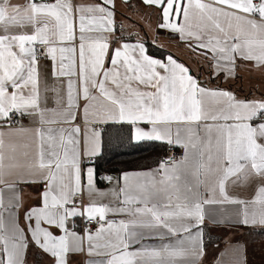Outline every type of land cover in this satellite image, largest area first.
Segmentation results:
<instances>
[{"label": "snow or ice", "instance_id": "snow-or-ice-1", "mask_svg": "<svg viewBox=\"0 0 264 264\" xmlns=\"http://www.w3.org/2000/svg\"><path fill=\"white\" fill-rule=\"evenodd\" d=\"M142 2L158 9L160 29L209 61L213 77H234L240 62L264 68V0ZM116 30L115 0H0V264H26L33 246L50 264L80 255L85 264H199L206 206L237 209L213 223L264 228V95L208 87L179 58L149 55L143 41L112 47ZM45 59L61 85L55 108ZM81 112L90 158L101 149L96 126L109 122L133 126L137 142L184 152L101 191L94 168L82 173ZM21 183L43 185L23 225ZM238 250L221 252L220 264H241Z\"/></svg>", "mask_w": 264, "mask_h": 264}, {"label": "crops", "instance_id": "crops-1", "mask_svg": "<svg viewBox=\"0 0 264 264\" xmlns=\"http://www.w3.org/2000/svg\"><path fill=\"white\" fill-rule=\"evenodd\" d=\"M134 0H115V14L118 13V10H124L127 7V4L132 6V2ZM142 1V0H141ZM24 0H12V3H23ZM74 5H91V4H98L101 2V0H72ZM118 21L121 22L122 20L116 19L115 16V22ZM169 33L172 35H165L163 39H159V42L164 43V45H161L162 47L170 50L174 57L179 58L180 62L185 63L186 65H190L188 62V58L194 57L197 59V62L199 63L200 69H204V74L206 76H209L213 72L212 67L209 64V61H207L200 52L193 51L188 47V44L185 41H182L180 36L177 33H174L170 30H168ZM113 38L115 39V43L112 44V47H118L120 43L122 42H136L141 40H126L122 38H117V32L115 31L112 34ZM159 44V43H157ZM160 45V44H159ZM156 58V57H154ZM42 71L46 74L47 77V85L49 88V92L47 93L48 96V107L49 108H55L56 104L55 101V92L52 91L53 89H59L61 87L60 82L56 80L52 76V65L51 62L48 60H42ZM191 66V65H190ZM210 67V68H209ZM191 69L198 73V70L191 67ZM212 71L210 73V71ZM201 78L203 76V72L199 73ZM224 76V75H223ZM245 76L251 78L249 81L250 83H247L245 81ZM236 82L237 84L234 87H238L241 85L244 90L248 91L251 89L252 91H257L256 93H252L249 97L236 95L234 91L228 89L226 86H221V89H226L231 92H233L238 98L240 99H258L262 95H264V68H258L255 67L251 63L246 62H240V66L236 70V75L234 77H229V81L226 82L225 79L221 80L222 84H233ZM207 86L211 88H218L216 85L207 82ZM83 102H81L82 104ZM25 125L29 127H34V125H28L27 120L24 121ZM109 123H121V122H109ZM108 123H101L98 124L97 130L101 132V149L102 150V128ZM75 125H79L81 129L80 133V152H81V169L82 173L86 174V170L88 167L94 168L93 164L91 163L93 157H88L84 154V141L83 136L85 132V121L81 114L78 115ZM63 127H69L74 125H60ZM173 146V145H172ZM179 148V150L184 152V149L180 146H173ZM95 157V156H94ZM158 167V166H157ZM156 167H153L151 169L147 170H140V171H150L152 169H155ZM95 169V168H94ZM128 172H137V171H128ZM123 174V173H122ZM122 174H106V176H112L114 178V181L110 183L109 181L105 180L103 183H98L97 175L95 172V184L97 189L101 191H110L114 187V182L116 178H119L122 176ZM43 190V185L40 183H21L19 185V197L21 199V207L19 209V219L21 224L24 223V213L31 207L37 206L40 203V193ZM11 193L5 192L4 198L7 202L8 198L11 196ZM84 202H87V196L84 197ZM104 202H108V199L105 198ZM235 206H228L225 209H221L219 206H206L205 212H206V219H205V225L211 226V229H209V232L211 233V237L209 239H206V236L209 235L208 232L205 231L204 236V254L199 258V264H220V253L224 252L225 250L228 251L229 258L234 255L233 248H238L239 250L235 253L236 256H238L241 260V264H264V228H252V227H246L239 224H236L235 226H232L231 224L225 223V224H216L213 223V220H218L221 218L223 213L226 212H234L236 211ZM78 221V220H77ZM208 231V230H207ZM151 243H158V241H151ZM88 257L86 255H80L75 257L73 260V264H85ZM26 264H50V258L47 255H44L43 253H39V250L36 247H30L28 254H27V260Z\"/></svg>", "mask_w": 264, "mask_h": 264}, {"label": "trees", "instance_id": "trees-1", "mask_svg": "<svg viewBox=\"0 0 264 264\" xmlns=\"http://www.w3.org/2000/svg\"><path fill=\"white\" fill-rule=\"evenodd\" d=\"M116 29L117 38L131 40L127 37H123L119 23H116ZM143 42H145L148 54L153 57L164 59L169 54L173 55L170 50L154 41L151 42L150 39H145ZM211 72L212 71H210V73ZM209 77V83H215L217 81L219 83L221 82L219 78H222L223 74L213 77L211 73ZM199 78L205 81L201 78L200 74ZM236 84V82L225 85L221 83V86H226L228 89L234 91L236 95L245 97H249L252 93L257 92L251 89L246 91L241 85L234 87ZM170 149L179 150V148L173 147L166 142H137L134 140L133 126L127 123H108L102 128V150L99 155L93 157L91 163L95 168L98 183L101 184L105 181L103 177L106 174H122L128 171H140L157 167L160 158L167 154ZM205 229L206 232L209 233L206 239H209L211 237V233L209 232L211 226L206 225Z\"/></svg>", "mask_w": 264, "mask_h": 264}, {"label": "rangeland", "instance_id": "rangeland-1", "mask_svg": "<svg viewBox=\"0 0 264 264\" xmlns=\"http://www.w3.org/2000/svg\"><path fill=\"white\" fill-rule=\"evenodd\" d=\"M131 5L132 6L127 4V7L124 10H118V13L115 14L116 19L122 20V24L120 21L117 23L121 26V34L123 37H127L131 40L139 39L141 41L150 39L151 42L154 41L155 43L164 45L161 40L159 42V39L165 38V35L169 36L172 34L169 33L167 29H160L158 27V24L160 23L158 9L144 4L141 0H134ZM188 62L191 67L198 70V73L203 72L202 79L209 82L210 77L204 74V69H200L195 56L188 58ZM221 79H225L226 82L229 81V77L225 78V76H223L222 78H219V81H221ZM250 80L251 78L245 76V81L247 83H250ZM211 83L218 88H221V82L218 83L217 81Z\"/></svg>", "mask_w": 264, "mask_h": 264}, {"label": "built area", "instance_id": "built-area-1", "mask_svg": "<svg viewBox=\"0 0 264 264\" xmlns=\"http://www.w3.org/2000/svg\"><path fill=\"white\" fill-rule=\"evenodd\" d=\"M183 154V151L181 150H175V149H170L169 152L165 155H163L161 158H160V161L164 160V159H167L169 157H180L182 156ZM77 224H82V221L78 220L76 221Z\"/></svg>", "mask_w": 264, "mask_h": 264}]
</instances>
